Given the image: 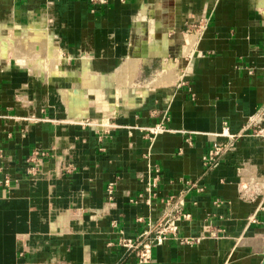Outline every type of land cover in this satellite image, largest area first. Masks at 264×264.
<instances>
[{
    "label": "crops",
    "instance_id": "0c3cea01",
    "mask_svg": "<svg viewBox=\"0 0 264 264\" xmlns=\"http://www.w3.org/2000/svg\"><path fill=\"white\" fill-rule=\"evenodd\" d=\"M42 18L62 75L0 58V264H139L165 219L149 264H262L264 0H0V36Z\"/></svg>",
    "mask_w": 264,
    "mask_h": 264
},
{
    "label": "built area",
    "instance_id": "2783aa9c",
    "mask_svg": "<svg viewBox=\"0 0 264 264\" xmlns=\"http://www.w3.org/2000/svg\"><path fill=\"white\" fill-rule=\"evenodd\" d=\"M95 3H105L106 0H91ZM149 132L153 135L162 132L165 129L163 124H156L148 129ZM224 134H227V127H224ZM225 146L222 144H216L212 146L207 152L201 157L202 164L206 169L211 168L217 158L224 152ZM45 152L36 151L33 153L31 161L35 162V164H39L38 161H35L37 156H43ZM31 169H34L31 167ZM8 181V180H6ZM239 195L241 198L253 201L256 196L261 193V186L257 185L256 180H251L248 182H244L239 184ZM111 192V190L109 189ZM172 198L167 197L164 202L166 204L171 203ZM182 216H187V214H182ZM173 220V219H172ZM171 219L160 220L156 224H152L150 221L145 222V227L134 237L128 238L124 236H120L115 244L121 247L124 251V255L133 254L139 264H149L152 259V248L156 245H161L167 240H176L180 243H189V238H181L177 234V226ZM137 222L144 223L142 217L136 218ZM112 244V243H109Z\"/></svg>",
    "mask_w": 264,
    "mask_h": 264
},
{
    "label": "bare ground",
    "instance_id": "6f19581e",
    "mask_svg": "<svg viewBox=\"0 0 264 264\" xmlns=\"http://www.w3.org/2000/svg\"><path fill=\"white\" fill-rule=\"evenodd\" d=\"M45 21L44 18L40 19V26L37 29L28 27L26 38L23 40H17L12 30L8 34L0 36V58H6L7 51L10 50L15 62L22 66L27 67L29 65L28 62L33 61L34 64L32 66H35V68H30L29 70L35 74L39 73L43 77L61 74L62 70L59 68L61 50L54 40H52L51 33L47 30ZM33 53L37 56L34 57L32 55ZM20 59H23L24 62H20ZM84 76L87 78L88 74L86 73ZM69 94L71 95V93ZM71 99L73 98L70 97V101ZM74 100L76 99L72 101ZM77 100L79 101V99Z\"/></svg>",
    "mask_w": 264,
    "mask_h": 264
},
{
    "label": "rangeland",
    "instance_id": "374dc122",
    "mask_svg": "<svg viewBox=\"0 0 264 264\" xmlns=\"http://www.w3.org/2000/svg\"><path fill=\"white\" fill-rule=\"evenodd\" d=\"M39 21V20H38ZM34 23H37V22H34ZM50 24V22L49 23H47V30H49L48 29V25ZM28 27H31V24H29L25 29H23V30H20L21 32H24ZM8 33H9V31H8ZM2 34V33H1ZM51 37H52V40H54V42L57 44V46H58V43H57V41L54 39V36L51 34ZM32 55H34V57H36L37 55H35L34 53L32 54ZM6 58H12L13 59V55H12V52L9 50V51H7V56H6ZM28 66L26 67V66H23V67H26V68H28V69H34L35 68V66H32V64H34V62L32 61V62H28ZM41 71H43V70H41ZM40 71V72H41ZM260 129H264V117H263V120L261 121V123H260ZM261 191H262V186H261Z\"/></svg>",
    "mask_w": 264,
    "mask_h": 264
},
{
    "label": "water",
    "instance_id": "95a60500",
    "mask_svg": "<svg viewBox=\"0 0 264 264\" xmlns=\"http://www.w3.org/2000/svg\"><path fill=\"white\" fill-rule=\"evenodd\" d=\"M262 264H264V259H263V262H262Z\"/></svg>",
    "mask_w": 264,
    "mask_h": 264
}]
</instances>
